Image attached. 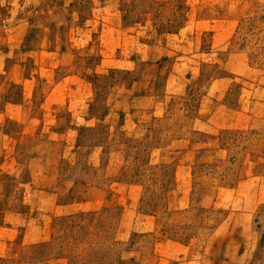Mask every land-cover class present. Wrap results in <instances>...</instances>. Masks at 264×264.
Returning a JSON list of instances; mask_svg holds the SVG:
<instances>
[{
    "label": "rangeland",
    "instance_id": "rangeland-1",
    "mask_svg": "<svg viewBox=\"0 0 264 264\" xmlns=\"http://www.w3.org/2000/svg\"><path fill=\"white\" fill-rule=\"evenodd\" d=\"M0 264H264V0H0Z\"/></svg>",
    "mask_w": 264,
    "mask_h": 264
},
{
    "label": "trees",
    "instance_id": "trees-1",
    "mask_svg": "<svg viewBox=\"0 0 264 264\" xmlns=\"http://www.w3.org/2000/svg\"><path fill=\"white\" fill-rule=\"evenodd\" d=\"M1 261L5 262V260L1 259Z\"/></svg>",
    "mask_w": 264,
    "mask_h": 264
}]
</instances>
